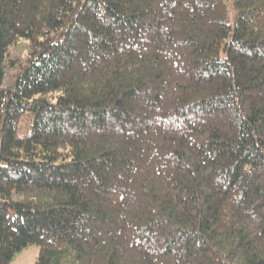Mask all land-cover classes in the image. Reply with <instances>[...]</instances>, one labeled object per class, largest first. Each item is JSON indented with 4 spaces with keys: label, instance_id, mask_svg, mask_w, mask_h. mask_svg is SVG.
<instances>
[{
    "label": "trees",
    "instance_id": "obj_1",
    "mask_svg": "<svg viewBox=\"0 0 264 264\" xmlns=\"http://www.w3.org/2000/svg\"><path fill=\"white\" fill-rule=\"evenodd\" d=\"M31 243L264 264V0H0V264Z\"/></svg>",
    "mask_w": 264,
    "mask_h": 264
},
{
    "label": "rangeland",
    "instance_id": "obj_2",
    "mask_svg": "<svg viewBox=\"0 0 264 264\" xmlns=\"http://www.w3.org/2000/svg\"><path fill=\"white\" fill-rule=\"evenodd\" d=\"M25 117L21 120V126L18 129L20 134H24L29 126V123L25 121ZM40 247L36 243H31L18 251L10 264H34L36 257L38 256Z\"/></svg>",
    "mask_w": 264,
    "mask_h": 264
}]
</instances>
